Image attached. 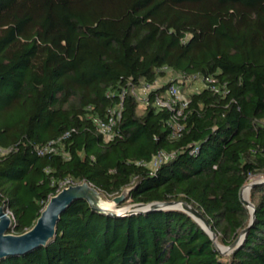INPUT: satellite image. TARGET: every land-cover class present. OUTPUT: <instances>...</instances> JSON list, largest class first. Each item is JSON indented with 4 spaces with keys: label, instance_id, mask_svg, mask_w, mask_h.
<instances>
[{
    "label": "trees",
    "instance_id": "trees-1",
    "mask_svg": "<svg viewBox=\"0 0 264 264\" xmlns=\"http://www.w3.org/2000/svg\"><path fill=\"white\" fill-rule=\"evenodd\" d=\"M167 72L213 82L187 93L181 112L140 104L132 92ZM120 101L106 139L94 120ZM160 152L170 156L152 170ZM256 176L264 0H0V205L10 233L82 181L109 198L131 188L129 203L186 201L223 246L248 228L223 255L181 211L109 217L75 200L45 246L0 264H264V182L250 189V226L240 197Z\"/></svg>",
    "mask_w": 264,
    "mask_h": 264
},
{
    "label": "water",
    "instance_id": "water-1",
    "mask_svg": "<svg viewBox=\"0 0 264 264\" xmlns=\"http://www.w3.org/2000/svg\"><path fill=\"white\" fill-rule=\"evenodd\" d=\"M264 182V178L246 185L250 190L254 185ZM131 188H125L119 195L108 197L90 186L86 181L79 184H69L57 194L50 197L41 211L34 225L26 232L16 235L9 232L12 219L8 214L5 204L0 205V260L17 255H24L31 250L45 246L56 233V225L61 214L75 200L85 201L89 208L99 214L109 217H128L132 215L147 214L155 211H181L195 221L209 236L216 249L223 255L230 254L237 248L247 232L242 230L239 236L229 246H222L217 241V235L212 230L207 220L186 201L130 203L123 205ZM240 197L250 212L249 226L254 220L255 207L252 203Z\"/></svg>",
    "mask_w": 264,
    "mask_h": 264
},
{
    "label": "built area",
    "instance_id": "built-area-1",
    "mask_svg": "<svg viewBox=\"0 0 264 264\" xmlns=\"http://www.w3.org/2000/svg\"><path fill=\"white\" fill-rule=\"evenodd\" d=\"M202 86L210 84L213 82L211 78H205L200 80ZM154 84H145L138 91H133L135 99L143 105H152L157 109H166L170 112H174L176 108L181 112L183 108L187 105L186 98L182 97L179 92V85L176 83H171L162 94H156L153 99L148 100V95L155 90ZM121 101L118 103L117 107L110 110L107 116L104 119L94 120L95 126L100 134L106 139H110L114 132V126L120 118L121 111ZM172 124L174 125L175 132L181 129V125L176 121L175 115L172 118ZM170 155L165 153H158L153 156L149 166L154 170L160 163L168 160Z\"/></svg>",
    "mask_w": 264,
    "mask_h": 264
},
{
    "label": "rangeland",
    "instance_id": "rangeland-1",
    "mask_svg": "<svg viewBox=\"0 0 264 264\" xmlns=\"http://www.w3.org/2000/svg\"><path fill=\"white\" fill-rule=\"evenodd\" d=\"M170 82L171 83H176L177 85H179L180 95L182 97H184V98H185V95L187 93L197 91V90H199L202 87V83H201L200 79H197V78L196 79H193V78H187V79H185V78L181 77L180 75L173 74L172 72H167L166 77L161 78V79H157L154 82V85H155V87H158L160 85H163V84H166V83H170ZM138 107H139V109L142 108L141 106H138ZM261 179H262V177H258V176L253 177L249 181V183H251L253 181H258V180H261ZM249 183H247V184H249ZM243 188H242V190H243ZM243 194H244V196H243ZM243 194H242V198L244 200H246V201H248V202L251 203V201H250V190H248V191L247 190H244V193ZM108 199H111V198L108 197ZM128 204H130L128 201L125 202V203H123V205H128Z\"/></svg>",
    "mask_w": 264,
    "mask_h": 264
},
{
    "label": "bare ground",
    "instance_id": "bare-ground-1",
    "mask_svg": "<svg viewBox=\"0 0 264 264\" xmlns=\"http://www.w3.org/2000/svg\"><path fill=\"white\" fill-rule=\"evenodd\" d=\"M244 190H247V191H248V189H247L246 186L243 188V190H242V194L244 193ZM243 196H244V194H243Z\"/></svg>",
    "mask_w": 264,
    "mask_h": 264
}]
</instances>
